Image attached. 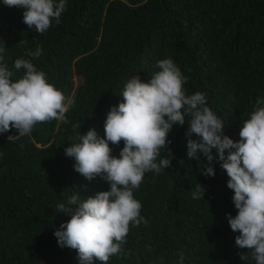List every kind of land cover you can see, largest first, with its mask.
Segmentation results:
<instances>
[{
    "label": "trees",
    "instance_id": "obj_1",
    "mask_svg": "<svg viewBox=\"0 0 264 264\" xmlns=\"http://www.w3.org/2000/svg\"><path fill=\"white\" fill-rule=\"evenodd\" d=\"M23 12L0 0L3 63L12 69L39 46L34 65L66 97L74 94L69 123H39L11 142L16 129L0 134V264H80L78 251L61 248L54 235L71 219L57 206L73 194L110 191V184L76 172L65 149L79 131L106 138L107 114L123 102L127 81L139 75L149 82L156 63L169 57L188 78L187 93H205L224 134L239 141L244 120L264 98V0H67L61 22L43 34L23 22ZM187 131V123L173 128V166L146 173L134 192L147 223L131 228L124 251L108 264H180L181 253L183 264H245L239 254L247 250L235 245L238 233L227 220L237 214L229 177L218 162L215 177L199 174L187 157ZM110 147L119 158L124 143ZM168 154L162 149V157ZM198 182L205 200L192 199Z\"/></svg>",
    "mask_w": 264,
    "mask_h": 264
},
{
    "label": "clouds",
    "instance_id": "obj_2",
    "mask_svg": "<svg viewBox=\"0 0 264 264\" xmlns=\"http://www.w3.org/2000/svg\"><path fill=\"white\" fill-rule=\"evenodd\" d=\"M3 2L23 9V22L43 34L53 20L61 22L67 0ZM6 49L0 42V53ZM42 54L39 46L28 50L26 55L32 59L18 58L12 69L0 55V134L12 129L19 133L8 136L9 142L30 136L39 123H69L66 113L71 101L32 62ZM155 67L159 71L149 82H142L139 75L127 81L121 94L123 102L107 114L106 138L98 137L95 129L85 135L79 131L65 149V155L75 161L76 172L89 181L101 177L110 184V191L87 199L77 193L58 204L59 214L71 216L54 233L60 247L77 250L80 264H108L112 256L121 254L131 228L147 223L134 192L146 173L160 174L173 166L168 137L175 126L187 123V157L198 162L199 174L215 177L218 162L229 177L227 187L234 192L237 214H228L227 220L231 230L238 233L235 245L247 250L239 254L240 259L245 264H264V98L257 100L250 118L244 120L240 140L234 141L224 134L226 125L208 106L206 94L187 93L184 85L188 78L172 58L159 60ZM15 73L22 74L13 80ZM73 128L81 126L76 123ZM121 141L124 147L117 158L110 144ZM162 149H168L169 154L162 157ZM214 149L217 155H213ZM201 154L206 163L201 161ZM205 194L199 182L191 193L195 200L204 199ZM183 262L181 253L180 264Z\"/></svg>",
    "mask_w": 264,
    "mask_h": 264
},
{
    "label": "rangeland",
    "instance_id": "obj_3",
    "mask_svg": "<svg viewBox=\"0 0 264 264\" xmlns=\"http://www.w3.org/2000/svg\"><path fill=\"white\" fill-rule=\"evenodd\" d=\"M76 82H80V79H76ZM73 94H74V92L71 94V96L69 97V100L71 101L72 100V98H73Z\"/></svg>",
    "mask_w": 264,
    "mask_h": 264
}]
</instances>
